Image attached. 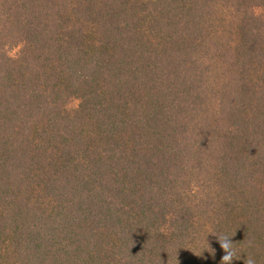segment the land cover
<instances>
[{"label": "trees", "instance_id": "1", "mask_svg": "<svg viewBox=\"0 0 264 264\" xmlns=\"http://www.w3.org/2000/svg\"><path fill=\"white\" fill-rule=\"evenodd\" d=\"M249 262L264 0H0V264Z\"/></svg>", "mask_w": 264, "mask_h": 264}, {"label": "clouds", "instance_id": "2", "mask_svg": "<svg viewBox=\"0 0 264 264\" xmlns=\"http://www.w3.org/2000/svg\"><path fill=\"white\" fill-rule=\"evenodd\" d=\"M231 258H232L231 255H228V256L225 257V261H226V262H227V261H230ZM249 264H251V262H249Z\"/></svg>", "mask_w": 264, "mask_h": 264}, {"label": "rangeland", "instance_id": "3", "mask_svg": "<svg viewBox=\"0 0 264 264\" xmlns=\"http://www.w3.org/2000/svg\"><path fill=\"white\" fill-rule=\"evenodd\" d=\"M76 104V102H73L72 105L74 106Z\"/></svg>", "mask_w": 264, "mask_h": 264}]
</instances>
